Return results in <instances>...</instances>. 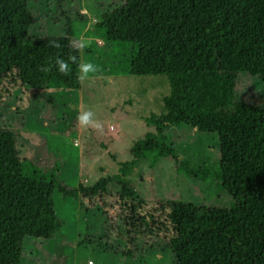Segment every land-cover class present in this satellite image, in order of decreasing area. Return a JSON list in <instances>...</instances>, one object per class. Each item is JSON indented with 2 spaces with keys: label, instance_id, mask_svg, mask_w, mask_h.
<instances>
[{
  "label": "trees",
  "instance_id": "trees-1",
  "mask_svg": "<svg viewBox=\"0 0 264 264\" xmlns=\"http://www.w3.org/2000/svg\"><path fill=\"white\" fill-rule=\"evenodd\" d=\"M120 10L133 50L125 61L121 55L112 56L108 71L164 76L169 85L164 112L145 120L154 133L128 149L131 160L119 164L116 174L72 188L58 181L56 165L43 162L39 170L22 157L10 123L0 128V264H20L24 240L47 241L60 230L53 193L77 197L81 206L114 198L124 233L118 238L132 236L129 245L161 238L173 264H264V111L235 100L238 75L264 82V0H121ZM76 19L83 17L76 14ZM70 23L66 18L61 37H30L28 0H0V105L7 103L17 115L22 96L31 103L46 93L80 89L81 59ZM83 37L114 44L109 14L90 25ZM52 40L59 47L49 46ZM88 51L100 56L92 46ZM70 55L77 63L70 62L71 72L65 76L55 60ZM45 101L50 105L51 99ZM59 123L68 125L64 134L75 133L76 113L70 111ZM180 125L215 136L216 172L178 160L165 133ZM145 159L151 165L171 159L176 173L200 183L216 182L230 196V209L168 201L148 208L127 179Z\"/></svg>",
  "mask_w": 264,
  "mask_h": 264
},
{
  "label": "rangeland",
  "instance_id": "rangeland-1",
  "mask_svg": "<svg viewBox=\"0 0 264 264\" xmlns=\"http://www.w3.org/2000/svg\"><path fill=\"white\" fill-rule=\"evenodd\" d=\"M120 4L121 0H28L32 14L30 37H61L69 18L77 49L81 40H89L83 37L85 30L105 13L109 14L115 30L114 44L90 38V45L78 51L81 62H91L100 71L80 80L82 88L76 93H46L41 100L31 103L22 96L16 106L17 115L9 110L7 103L0 105V128L11 124L9 129L19 140L22 157L32 160L39 170L43 162L59 167L58 181L66 188L76 186L79 177L75 170L82 164V173L85 172V181L89 184L105 175L116 174L119 164L131 160L128 149L147 134L154 133V128L146 125L145 120L152 115L159 118L164 112L163 99L169 96L164 76L131 77L109 73L112 56L121 55L125 61L133 50L126 41ZM76 14L83 20H77ZM90 46L100 56L89 54ZM47 97L51 99L50 105L45 101ZM235 100L264 111V82L238 75ZM77 105L78 111L91 109L94 118L103 124V131L83 129L88 138L87 146L82 161L76 165L82 141L76 139L74 133L64 134L68 125L59 122L70 116V111L76 113ZM110 126L112 132L108 131ZM44 133L50 134L43 136ZM165 137L178 160H186L191 167L218 170L215 136L198 134L180 125L171 127ZM127 179L135 196L147 203L148 208L165 201L225 210L232 205L230 196L216 182L200 183L176 173L171 159H157L153 165L149 159L138 161ZM52 200L60 230L47 241L24 240L20 264H173L168 245L161 238L132 241L130 245L128 241L132 236L128 240L118 238L124 233L114 198L85 201L82 206L77 197L69 199L53 193Z\"/></svg>",
  "mask_w": 264,
  "mask_h": 264
},
{
  "label": "clouds",
  "instance_id": "clouds-1",
  "mask_svg": "<svg viewBox=\"0 0 264 264\" xmlns=\"http://www.w3.org/2000/svg\"><path fill=\"white\" fill-rule=\"evenodd\" d=\"M91 43V40H81V42L79 43V45L77 46V51H82L85 47L89 46ZM49 46L51 47H59L58 42H56L55 40H52L49 42ZM70 62L75 64L77 63V57L70 55L68 60H64L62 58H57L55 60V65L57 67V70L67 76L70 74L71 69H70ZM42 71H48V68H42ZM100 69L98 68V66H96L95 64L91 63V62H81L78 64V79L83 81L85 79H87L89 77L90 73H97L99 72ZM95 117V113L91 110V109H81L77 115V125L79 128L87 130L89 128L95 129L98 132H102L103 131V124L94 118Z\"/></svg>",
  "mask_w": 264,
  "mask_h": 264
},
{
  "label": "crops",
  "instance_id": "crops-1",
  "mask_svg": "<svg viewBox=\"0 0 264 264\" xmlns=\"http://www.w3.org/2000/svg\"><path fill=\"white\" fill-rule=\"evenodd\" d=\"M82 88V85H81V83H80V89ZM78 94H79V92H78ZM78 108H79V105H77L76 106V113H77V115H78V113H79V111H78ZM171 128V127H170ZM169 128V129H170ZM193 132H195V133H197L195 130H192ZM86 132H83V129H80L79 127H78V125H77V129H76V132L74 133V136H75V138L76 139H78L80 142H81V144H82V148L79 150V152L77 153V159H76V165H77V163L79 164L82 160H81V157H82V153L84 152V149H86V142H87V136H86V134H85ZM40 134H42V133H39V135ZM49 134L50 133H44L43 134V136L44 135H48L49 136ZM199 134V133H198ZM93 135H94V133H93ZM105 139V138H104ZM83 140H84V142H83ZM74 145V144H73ZM106 153H107V151H106ZM82 164V163H81ZM82 167H84L83 166V164L78 168V170H75V173H76V177L78 178L79 177V179L77 180V183H76V185L77 184H84L83 182H85V183H89L88 181H85V179H87L86 177L87 176H85V172L84 173H82V170H81V168ZM81 177V178H80ZM84 179V181H82L81 182V180H83ZM81 179V180H80ZM69 199H72V198H69ZM74 201V200H73ZM70 203V202H69Z\"/></svg>",
  "mask_w": 264,
  "mask_h": 264
},
{
  "label": "built area",
  "instance_id": "built-area-1",
  "mask_svg": "<svg viewBox=\"0 0 264 264\" xmlns=\"http://www.w3.org/2000/svg\"><path fill=\"white\" fill-rule=\"evenodd\" d=\"M108 131L112 132L113 131V128L111 126L108 127ZM83 183H85V182H83Z\"/></svg>",
  "mask_w": 264,
  "mask_h": 264
}]
</instances>
